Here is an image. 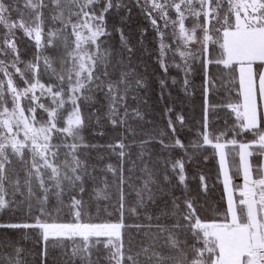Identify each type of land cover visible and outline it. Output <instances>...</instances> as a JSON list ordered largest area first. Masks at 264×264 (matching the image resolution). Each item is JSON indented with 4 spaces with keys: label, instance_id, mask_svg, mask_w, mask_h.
<instances>
[{
    "label": "snow or ice",
    "instance_id": "obj_1",
    "mask_svg": "<svg viewBox=\"0 0 264 264\" xmlns=\"http://www.w3.org/2000/svg\"><path fill=\"white\" fill-rule=\"evenodd\" d=\"M134 11L148 25H138L135 44ZM149 29L155 63L165 76L172 68L182 73L186 94L190 77L201 76L203 116L197 139L187 144L177 134L176 125L184 126L181 114L175 121L168 117V143L164 131L158 140L141 141V157L153 141L169 157L163 172L144 164L142 185L129 204L125 141L126 134H136L130 109L143 119L131 105L143 102L140 93L148 87L136 53L147 52ZM159 84L163 99L167 80ZM220 89L225 102H210ZM219 109L233 118L223 130L215 126ZM102 120L119 130V140H87L85 131ZM104 147L121 160L118 167L107 165L118 180L115 220L94 218L84 199H110L107 180L89 193L96 171L90 153ZM172 150L182 155L173 158ZM201 155L204 161L215 158L224 193L212 216L189 194V179L198 180L201 191L209 189L202 172L189 177L186 171ZM169 165L182 196L162 186L171 185ZM157 193L170 197L171 208L154 216L149 208ZM126 212L147 222L127 223ZM6 213L0 264H26L12 237L29 230L43 242L42 264L50 241L61 248L63 264H264V0H0V214ZM162 217L172 222L160 223ZM132 229L147 240L136 251Z\"/></svg>",
    "mask_w": 264,
    "mask_h": 264
},
{
    "label": "trees",
    "instance_id": "obj_2",
    "mask_svg": "<svg viewBox=\"0 0 264 264\" xmlns=\"http://www.w3.org/2000/svg\"><path fill=\"white\" fill-rule=\"evenodd\" d=\"M138 25L147 27V22L143 18L135 13L131 18V35L132 42L135 44L139 39V33L137 30ZM118 40V37L116 38ZM144 46L147 49V52L138 50L136 56L140 58V69L142 74L145 75L148 83V87L145 90H142L140 95L143 98V102L139 105L132 104V108L139 107L140 112L143 115V119L135 117L131 114L129 116V123L135 129V136L127 135L125 143L130 144V147L127 151L130 153V156H126L123 161L124 176L128 179V184L125 185L126 193H130L128 196L129 204L135 203V189L142 185V178L144 173L141 171L144 164H148L153 170L157 167L158 172H163L164 162L169 157V151L164 150L158 142H151L144 146L145 154L141 157V141L149 139L150 136L155 137L157 140L160 137V132H167V136L162 137L165 140V143L169 142L171 137V132L167 128V120L169 115H171L173 121L176 120L177 114H181L184 117V126L181 128L177 124V134L186 144L190 141L197 139V133L201 129L202 116H203V107L204 99L201 95V76L198 73L193 74L190 77L192 87L190 88V94H186L182 88L183 74L178 73L176 69L172 68L169 70L167 76L159 70L157 64L155 63V40L154 33L149 29L147 36L144 38ZM139 49V45H137ZM151 53V55H149ZM146 68V70H145ZM171 77H176L177 83L175 85L171 82ZM160 79H166L168 87L164 90V97L161 99V87L159 84ZM169 93L171 95H169ZM227 96V94H226ZM224 97L222 100L220 96H210L209 101L221 104L225 102ZM172 108L171 113H167V108ZM225 110L217 111L215 120V126L217 129L225 125L224 121H221V116H225L228 124L231 125L233 118H230ZM220 116V117H219ZM211 119V116H210ZM94 131H103L105 134L103 136H94L91 133ZM85 136L90 143H98L101 145H106L114 143L120 139L119 130L113 129L107 120H102L101 125H96L93 123L91 127L85 131ZM182 155L179 150H172L171 156L173 158H178ZM102 157V158H101ZM196 164H187L186 171L189 175L195 176L198 173H203L206 176L209 189L207 193L201 191L198 187V180L189 179V188L190 195L197 196L200 205H203L204 215L212 216L215 212V209L221 206L222 201L221 197L224 195L222 191V184L217 180V163L215 158L209 156L207 161L203 160L202 155L195 157ZM255 159V158H253ZM90 164L94 165L96 168L95 171V180L89 181V193H91L93 188H103L104 181L107 180L108 183V193L110 195L109 200H95L94 198L90 199L89 195H85L84 199L90 204V212L94 218L97 216L101 220L112 219L115 220L116 216V201H117V184L118 180L107 169V165L111 164L114 167H118L121 163L120 158L110 151L108 148H98L91 150L90 153ZM135 162V165H133ZM19 168V165H16ZM129 169L132 171L129 172ZM168 175L171 178V185L167 183H162L165 191H170L175 196H182L181 186L177 183L176 177L170 170V165L168 166ZM234 179H238L234 177ZM130 185V187H129ZM155 190V187H154ZM37 195L39 191L37 190ZM157 200L155 205H151L149 210L152 215H159L161 209L167 207L171 208V200L167 195H161L157 193ZM167 202V205L166 203ZM54 203V201H53ZM51 210V206H50ZM67 209L64 212L60 213V217L64 218ZM112 213V216L109 217L107 214ZM55 215V213H53ZM10 213L0 214V220H6L10 217ZM18 216H21L20 213H17ZM127 223H146L147 221L141 218L136 220L134 217H130L128 213H125ZM156 221H153L155 223ZM172 221L164 217L161 218L160 223L170 224ZM131 237L133 238V251L138 250L140 242L143 241L147 243L142 236H137L136 230H130ZM12 239L17 242L19 247L24 249L22 253V258L26 261V264H42L41 251L43 247V242L39 239L38 234L34 231H17ZM95 258V256H94ZM65 257L62 254L60 247H51V241L49 242L48 248V257L46 264H63ZM101 264H104V261L101 260Z\"/></svg>",
    "mask_w": 264,
    "mask_h": 264
},
{
    "label": "rangeland",
    "instance_id": "obj_3",
    "mask_svg": "<svg viewBox=\"0 0 264 264\" xmlns=\"http://www.w3.org/2000/svg\"><path fill=\"white\" fill-rule=\"evenodd\" d=\"M226 92L224 91V89H220V91L218 92V93H216L214 96H216V98H217V96L219 97L220 96V99L222 100L224 97H226ZM220 110H224V109H219L218 111H220ZM224 114H226L225 112H223ZM220 117V116H219ZM221 121H226L225 119V116L223 115V116H221ZM225 128V126L223 125L222 127H220L218 130H223ZM154 171H158L157 170V167H155L154 168ZM153 187H155V186H153ZM150 211V210H149ZM151 212V211H150Z\"/></svg>",
    "mask_w": 264,
    "mask_h": 264
},
{
    "label": "crops",
    "instance_id": "obj_4",
    "mask_svg": "<svg viewBox=\"0 0 264 264\" xmlns=\"http://www.w3.org/2000/svg\"><path fill=\"white\" fill-rule=\"evenodd\" d=\"M238 179H234L235 183H240L241 182V177H237Z\"/></svg>",
    "mask_w": 264,
    "mask_h": 264
}]
</instances>
